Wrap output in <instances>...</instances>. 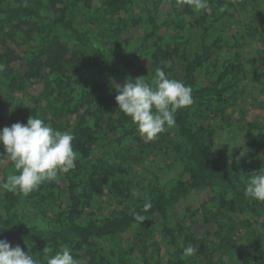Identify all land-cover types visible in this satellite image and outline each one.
Here are the masks:
<instances>
[{"label":"trees","instance_id":"1","mask_svg":"<svg viewBox=\"0 0 264 264\" xmlns=\"http://www.w3.org/2000/svg\"><path fill=\"white\" fill-rule=\"evenodd\" d=\"M165 1L166 17L159 21ZM252 1L264 9V0ZM248 2L210 0L208 11L196 12L187 0H0L7 87L41 81L40 98L19 102L7 117L0 95V129L26 124L32 115L76 137V166L59 182H44L28 195L0 187V239L31 251L38 264L65 246L81 264H187L184 247L208 241L209 264H264L261 236L244 242L236 230L251 222L233 218L264 215V202L245 197L242 180L264 171V118L247 121L249 151L240 161L227 162L214 148L216 121L250 80L264 75V51L249 57L233 51L257 30L241 20L240 7L251 11ZM140 22L142 32L134 36ZM143 59L149 64L145 82L153 83L161 68L190 85L194 100L176 112L174 126L149 140L174 135L169 141L181 169L162 183L133 175L121 156L111 161V151L143 140L118 108L113 87L140 77ZM174 62L178 75H172ZM70 116L74 123L63 121ZM14 171L10 162L0 182ZM104 189L114 205L90 211L93 193ZM204 190L207 199L197 194ZM147 202L152 206L145 211ZM175 205L183 213L172 220ZM137 213L148 219L139 223Z\"/></svg>","mask_w":264,"mask_h":264},{"label":"clouds","instance_id":"2","mask_svg":"<svg viewBox=\"0 0 264 264\" xmlns=\"http://www.w3.org/2000/svg\"><path fill=\"white\" fill-rule=\"evenodd\" d=\"M196 12L210 9V0H187ZM5 66L0 64V72ZM117 95L118 108L136 124L140 135L147 140H155L160 134L176 124L175 114L179 109L193 104L192 88L184 82L170 78L157 68L153 83L145 82L144 77L127 79L123 85L113 84ZM74 133L61 131L43 119L30 116L27 123L16 122L0 129V158L12 163L15 171L0 187L12 192L29 193L38 190L44 182H59L62 174L76 166V152L73 147ZM224 145H227L226 143ZM238 159L249 151L245 144ZM244 195L247 198L264 202V171L252 173L242 178ZM144 205V210L151 208ZM134 219L142 224L148 219L137 213ZM4 231V228L0 233ZM29 248V247H28ZM30 250V248H29ZM198 253V246L184 247L183 255L192 257ZM0 264H38L31 251L25 252L20 245L11 246L6 239H0ZM46 264H81L68 247H63L51 255Z\"/></svg>","mask_w":264,"mask_h":264},{"label":"rangeland","instance_id":"3","mask_svg":"<svg viewBox=\"0 0 264 264\" xmlns=\"http://www.w3.org/2000/svg\"><path fill=\"white\" fill-rule=\"evenodd\" d=\"M251 11L240 7V16L243 23H247L249 26H256L257 30L254 31L253 36H246L240 48H233L242 57L254 56L259 50L264 51V9L261 4L256 1L249 0L247 3ZM168 3L165 1L158 12L159 21L164 20ZM143 22H140L134 29V36L139 35L143 29ZM252 28V27H251ZM236 26L231 28V33L235 32ZM226 56V52L222 53L219 57L218 62H222ZM176 63V64H175ZM148 61L143 59L140 63L139 76H143L144 72L148 68ZM17 66V64H16ZM180 65L174 62V71L172 75H178ZM9 78L8 72L4 70L0 72V95L2 97V113L7 117L12 109L19 102H30L33 99L40 98L41 81L30 80L22 83V86L12 90L6 85L5 80ZM264 75L259 79L250 80L247 84L245 91L235 97L231 105L227 108L226 114L222 120L216 121L217 133L215 138V151L227 162L240 161L238 159L242 148L245 144L247 147L248 139L250 137V131L247 128V121H252L264 118ZM205 78H203L204 80ZM23 82V81H22ZM66 123L72 124L75 121V117H65L63 119ZM173 132L169 135V139L173 138ZM167 140L158 141L155 144H150L149 140L143 138L142 141L128 142L125 147L117 148L115 151H111V161L119 160L121 157L122 161L128 170L133 174L142 179H147L150 176L158 177V180L162 183L166 179L176 177L180 173V163L178 154L174 151L172 143ZM227 145H224V144ZM121 156V157H120ZM10 165V161L3 158L0 161V179L4 176L6 170ZM62 189V186L59 187ZM201 195L203 199H207L210 195L208 190L197 193ZM60 199V197H59ZM184 202H189L185 200ZM114 202L110 199L106 190L93 193L90 211L99 213L104 212L108 207L113 206ZM198 203L195 202V207ZM183 210L180 205H175L170 210V218L172 220L180 218ZM200 216V215H199ZM233 218L238 222L242 219H249L251 225H238L236 230L243 241L246 242L248 239H255L261 236L264 241V215H260L257 218L249 217L248 215L236 214ZM248 230V232H247ZM261 233V234H258ZM160 238V235L158 234ZM207 241V240H206ZM213 241L216 239L213 238ZM207 242H202L198 245V253L192 257H188L187 264H209L210 256L212 252V245Z\"/></svg>","mask_w":264,"mask_h":264}]
</instances>
